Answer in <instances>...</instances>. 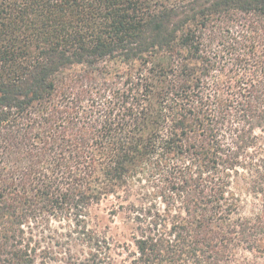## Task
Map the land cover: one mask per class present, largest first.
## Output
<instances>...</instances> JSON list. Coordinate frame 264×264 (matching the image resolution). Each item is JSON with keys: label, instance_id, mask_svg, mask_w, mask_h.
<instances>
[{"label": "trees", "instance_id": "1", "mask_svg": "<svg viewBox=\"0 0 264 264\" xmlns=\"http://www.w3.org/2000/svg\"><path fill=\"white\" fill-rule=\"evenodd\" d=\"M0 264H264V0H0Z\"/></svg>", "mask_w": 264, "mask_h": 264}, {"label": "rangeland", "instance_id": "2", "mask_svg": "<svg viewBox=\"0 0 264 264\" xmlns=\"http://www.w3.org/2000/svg\"><path fill=\"white\" fill-rule=\"evenodd\" d=\"M258 134L261 132L257 131ZM243 183V181H240ZM146 190V186H144ZM152 194L154 192L152 191ZM241 198L244 199L247 205L245 208L250 209L252 205V197L248 195H242ZM112 198L103 200L99 205L93 206L89 212L88 220L89 224L95 226L108 237H111L114 241L127 242L129 243L132 232L134 231V223L127 217V215L122 211L116 214H111L112 203H114ZM50 228L53 231L49 233L47 230L45 232L46 240L48 241H58L59 243L66 244L67 242H74L71 238L75 237V233L71 232L74 229L72 221L68 217L64 220H52ZM70 235V238L69 236Z\"/></svg>", "mask_w": 264, "mask_h": 264}]
</instances>
